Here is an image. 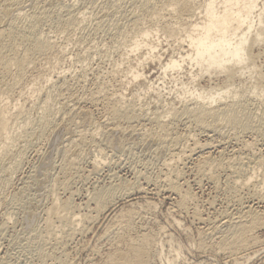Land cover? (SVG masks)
Wrapping results in <instances>:
<instances>
[{"label":"bare ground","instance_id":"6f19581e","mask_svg":"<svg viewBox=\"0 0 264 264\" xmlns=\"http://www.w3.org/2000/svg\"><path fill=\"white\" fill-rule=\"evenodd\" d=\"M98 1H101L100 6L97 5ZM95 7L102 8V14L97 18L98 22L96 21L97 24H95L98 25L96 27H101V29L102 27H106L107 32L111 31L110 35L113 37L111 40L128 43L126 49H123L124 52L121 53L124 57L121 60L130 63L131 57H134V64L130 63L129 65L127 63V68L124 67V70L118 68L123 74V80H119L120 82L125 80L127 84L132 85L135 83L139 88L141 86L142 88L145 87L143 89L148 91L152 90L153 93L155 89L151 86V81L146 83L147 78L144 77L143 73V68L147 64H160L161 75L163 77L169 72L178 74L180 71L184 70V68H190L188 72L189 77H186L187 79L185 82L182 81V83H179V85H181V102L183 106L178 110L169 108L163 113L168 116L169 120L164 116L158 115L156 113L157 110L154 108L153 109L156 111L153 112L154 110H152L153 113L151 114L146 112L147 109L145 110L143 108V110L141 108L143 106L139 103L138 87L135 88L137 89L135 90L137 92L135 93L136 95L130 99L126 98L121 91H117V93L113 92V94L110 93L111 95H100L101 93L98 94V92H95L97 89H94L90 93L91 95H89V97L87 96V101L92 104L99 102L102 106L101 109H103L104 116L106 115L105 117H108V122L110 123L106 125L107 127H102L101 124L100 126L98 125L99 127H92L93 130L84 129L76 134L80 128L79 127L77 130L76 121H80L83 126L84 123L91 124L92 115L90 116L86 111L80 110L75 104L69 106L67 102H62L60 107L58 106V109L55 110V107L53 109V106H51L52 104L49 103L50 95L48 94H50V92L45 95L42 93L41 88H37L40 85L38 86L36 82H41L39 78L45 75L44 73L43 75H38V77L34 79L35 84H30V87H32L30 88L29 95L31 96L28 97L27 100L37 99V103L39 102L38 104L36 103L38 113L33 114L35 115L34 118L30 117L33 116L30 114H27V116L32 119L26 116L28 111L26 109L25 111L23 110L24 106L22 108V105L20 106L14 103V105H10V100L13 99L12 95L15 93V90L18 89V91H21L20 94L17 93L21 98V94L27 91L25 88L27 87V89H29V87L23 83L26 87H24L22 91L21 83L27 69L30 66L32 68L36 60L44 57L46 58L53 54L60 55L66 50V48L62 49L66 44L60 48L56 43L57 40L54 41L50 39L49 35V38L44 35L43 30L45 27H51V29L53 28L52 30L61 28L64 35L67 33L69 34V31L72 32V30V33H74V30L82 27L81 25H83L84 28V24L89 20V13L86 12L93 11ZM89 15H92V13ZM159 33L162 34L164 39H173L177 44V47H175L176 50L173 48L177 51L176 56H170L167 60H163V62L161 55L155 53L158 48ZM153 38L157 39V44L152 43L151 39ZM72 39L74 38L72 37ZM173 41L171 40V42L175 44ZM143 48H147V53L142 54L140 52ZM262 55H264V0H0V186L7 187V185H10V178L22 168L21 164L26 152L29 150L31 151L38 143L47 142L52 134L60 128L59 121L61 122L64 118H67L64 119L67 120L65 121L67 124H64L69 134V137H66V144L58 149L60 153L59 163L44 169L42 167L40 169L39 166L38 169L41 171L36 172H42L40 176L44 178L43 193L46 192L44 196H46V198L50 196L51 198V195L54 193L56 195L54 194V197L52 196V200H50V208L48 207V210L45 209L47 211H44L42 215L39 214L41 212L38 213L40 221L30 230L31 237L29 236L28 238L30 243L25 247L28 255L38 258L39 262L41 261V263L43 262L44 264L47 263L45 261L48 260L53 261V263L56 260H66V258H68V256H66V247L71 245L76 234H86L89 229H86L87 226L85 227L84 225L87 223H94L99 215L109 209H113L118 201H122L124 203V205H122L123 207H121L111 219L113 224L115 223V226H113L116 228L115 231L111 232L113 228H111V230L107 228L108 231L110 230L109 234L114 233V236H116L112 237L115 238L114 247H112L113 250L111 252L106 251L109 253H106L102 264H155L157 256H159L158 260L160 264L162 260V244L157 243L154 234L152 235L145 231H139L134 223L136 222L135 217L137 218V215H140L139 212L152 211L150 203L145 202L143 206L141 205L142 208H140L138 204L135 203V200L132 202L131 198L134 192L142 195L144 190L147 191V189L139 188L135 180H131V182L115 179V176L110 174L111 176H109V179L112 181L111 183L108 182L109 184L100 187L95 186L93 189L91 186L92 191L90 198L87 199V202H82L85 204L84 207L89 210V212L85 214L80 213L81 204L77 207L73 203V199L71 200L72 197L70 198L69 196L67 198L66 196L67 199L64 198V201L60 200L62 197H58L59 191L67 193L73 183L75 184V182L80 181V177L76 176V171L81 164V159L83 158L81 155L84 153L83 151L85 149L87 150L96 146L98 149H109V151L116 156H121L123 153L125 154L124 148L126 147H124L123 141L121 140L122 138L119 137V135L123 136V138L126 135L132 136L133 133L136 132L134 131L135 128H133L135 123H139L142 128H147L145 136L142 135L145 139L141 136L139 138H143L145 143L148 141L155 145L158 155L165 154V157H168L166 162L163 161L164 166H162L164 167L163 169H165L164 172H166L165 175L163 174L164 178L161 179V177H157V180H152L151 178L150 180L147 178L146 180V182H148L147 184H150L149 182L154 184V191L159 193L165 192L177 197L178 202L176 204V209L179 213L187 214V211L192 209H190V207H193L191 203L193 199L189 191L184 188V184H181L182 182L180 183L181 173L179 169L182 170V168H179L180 162L195 157L196 160L194 163L196 162V164L194 166L197 181H208L215 186V188H218L217 186L220 185L221 173H228L226 174L228 178L226 179L225 177L228 181L224 184V193L227 194V197L231 198L230 201L234 203L236 209L229 212L224 208L225 212L222 213L221 220L219 219L220 221L217 223H215L216 221L212 223L209 229L207 228V231L203 232L201 235L214 237V239L216 236H219L212 246L215 250L222 252V254L225 253V256L228 255L230 258H234L238 251H244V249H248L250 245L252 246L258 243L259 239L256 237L255 232L257 229L264 227V213L263 211H257L250 205V207L247 206L243 202L245 199H242V195L240 194L244 190L247 192L246 195H248V197L250 196L264 203V180H261L263 178H257L258 176L256 173L257 170L259 171V168L264 167V161L262 162L263 157L259 158V155L256 156L252 154L253 151H251V148L254 150V145L252 147L254 141H251V143L247 142L249 137H254L256 138L255 140H259L262 144L264 143V74L261 73V67H258L259 64H257V62H259L258 59ZM37 62L38 64L36 65H39V61ZM123 62L121 63L124 65ZM115 69L116 71L113 72V76L115 73L119 74L117 68ZM81 72L83 71L81 70ZM161 75L159 76L161 77ZM50 76L46 77L45 80L47 83L52 81L53 84L50 83L51 89L57 86L54 89H59L58 92L65 90L63 88L67 85L66 80L69 81L68 78L66 79L65 75L56 76L55 82L51 80L53 78H50ZM29 79L31 78L29 77ZM75 80L76 83H80L81 81ZM201 80H207L209 85L205 87L200 85ZM125 84H123V86ZM176 84L178 85V81ZM75 86L77 85L75 84ZM133 87L134 86H132V88ZM67 90L64 91V95ZM159 93H156L157 96L162 94L159 95ZM99 95L101 97H99ZM132 95L133 94H131V96ZM59 102L61 101L59 100ZM181 102L179 101V103ZM158 103H160V101ZM34 104L35 103H33L32 106L35 108ZM94 108L96 109V107ZM31 111H33V108ZM87 112H89V110ZM163 117L167 121H164ZM95 124L93 126H95ZM179 124H183L187 128V131L190 129L192 135H190V131L188 132L189 135L185 136L176 134L177 132H175V129ZM121 125H125L126 128H122ZM127 128L129 129L128 131L126 130ZM224 130H226V135L224 134ZM203 133L212 134L215 137L220 136V140L223 137L222 139H233L237 142L241 141L242 144H244L242 148H244L245 153L242 155L240 153L238 156L233 154V158L227 159L228 161L225 159L227 162H225L222 157L225 163L221 159H213L210 157L211 153H208L210 142L203 145L200 144L201 142L198 140V136ZM97 136L100 137V139L96 141ZM133 140L135 141L137 139L135 138ZM133 142L132 144L134 145L135 143ZM213 142H211V144ZM136 144L138 145V143ZM255 144H257L256 141ZM148 148H150V146H148ZM152 152L156 153V150ZM219 155H221V153ZM162 157H164V155H162ZM101 159L103 161L104 158ZM100 160L99 162L94 161L93 166H91L92 169L95 170H93L94 174L96 173L97 175L98 173L96 170H98V167H102L99 166L101 164L100 162H102ZM35 170H37V168ZM100 172H102V170ZM29 174L26 178L28 184H26H35L37 180L35 178L36 175L32 172H29ZM255 174L257 177H255ZM255 178L259 181L257 182ZM86 180L85 178V181ZM143 188L145 187L143 186ZM227 197L226 200L229 199ZM211 199L213 198L211 197ZM11 201V206L15 209L16 213L25 212L27 206L30 205L29 203L23 206L16 196H14ZM1 204L3 205V203ZM38 208H40V206ZM81 209L83 208L81 207ZM195 210H192L191 214L194 215L195 218H198V216L200 217V215H198L199 211L197 212ZM11 211L13 210L11 209ZM9 218H3L0 222V237L4 235V231L9 227ZM193 219L194 218H192V220ZM143 227L144 226H142V228ZM201 235L199 237V243L203 245L205 240ZM0 239L2 240V238ZM70 260L71 259H67L64 262L58 261V263H65L67 261L69 263ZM95 263L96 262H94V264Z\"/></svg>","mask_w":264,"mask_h":264},{"label":"rangeland","instance_id":"374dc122","mask_svg":"<svg viewBox=\"0 0 264 264\" xmlns=\"http://www.w3.org/2000/svg\"><path fill=\"white\" fill-rule=\"evenodd\" d=\"M98 2H99V4H98ZM98 2H97V5L100 6L101 1H98ZM94 10H93L94 12L93 11L86 12L88 10L85 11L86 13H89V14L92 13V15L88 14L89 20L86 22V24H84L85 30L83 28V25H81L82 27L74 30V33H72L73 32V30H72V32L69 31L71 34L70 33L68 34L67 32H65L67 34L64 35V33L62 32L63 30L61 28H58L57 29L58 31H57L55 29L52 30L53 28L51 29V27L50 28L45 27V29L43 30L44 35L46 37H48V35H49L50 39H52L54 41L57 40L56 43L60 48L66 44L65 47L63 46L64 48L62 47V49L66 48V50H64L65 52L63 51L60 55H57V54L54 55L53 54V55H50L46 58L45 57L40 58L41 60L40 59L36 60L35 64L32 65V68L30 66L27 69V71L25 73L26 75L24 74L23 81L21 83V90L26 86L29 87V89H27V87L25 88L27 90L26 93L28 95L25 92H23V94L24 93L25 94L24 95L21 94L22 96L20 98V96L18 94H20L21 91H18V89L15 90L14 91L15 93H13V95H12L13 99L10 100V102H11L10 105H12L14 103V104H18L20 106L22 105V108L24 106L23 110L25 111V109H26L28 111L27 113L23 111L24 113H26V116H27V114L33 115L35 113H38V110L36 109L37 104L39 103V102L37 103L38 100L37 99L36 100L35 99L27 100V98L31 96V95H29L30 88L32 87V86L30 87V84L31 85H32V83L35 84L34 79H36L38 77V75H43V73H44L45 75H43V76H45V77L40 76V78H39V79H41V82L40 81H39L40 83L36 82V84L38 86L40 85L42 87H40V86L37 87V85H36V87L41 88L42 93L45 95H46V93L50 92V94H48V95H50L49 103L52 104L51 106H53L52 107L53 109L55 107V110H56L60 107V104L62 102L63 103L67 102V104L69 106H73L75 104L77 106V108H79L80 110H83L84 112L86 111V113L90 114V116L92 115L91 118H92L93 123L91 122V124L84 123V126H83V125H81L82 123L80 121H76L77 124H79V125H77L75 123L77 130L80 127L79 130L76 132V134L79 133V131L80 132L83 131L84 129L93 130L92 127L93 128L99 127L101 124H102V127H104V126L107 127L106 125L108 123H110V122H108V117H105L106 115L104 116L103 109H101L102 106L100 105L99 102H95V104H92V103H89L87 101L89 95H91L90 93L94 89H97V91H95V92H98V94L101 93L100 95H102V94L103 95H106V94L111 95V94H113V92L117 93V91L118 92L121 91V93H124V96H126V98H128V99L135 96L136 95L135 93H137L135 90L138 89V92L140 93V95L138 93V96L140 98L139 103L141 106H143L141 108L142 109L144 108L145 110L147 109L146 112H148V114L149 113L151 114L157 110L159 112L158 113L156 111V113L158 115L164 116L167 120H169L168 116L166 114H163V113H165L166 110H168L169 108H173V109L175 108V110L176 109L178 110L181 108V106H183L182 102H181L182 101V96H181L182 92L180 91L181 85H179V83H182V81L185 82V80L189 77L188 72L190 71V68L186 67V68H184V70L180 71L178 74L177 73L174 74V73L169 72L165 77H163L161 75L162 72H161V69L159 66L160 64H155V63L147 64L143 68V73H144V77L147 78L146 83L151 81L150 84L152 83L151 86L153 87V89H155V91L153 93H152V90L148 91L146 89H143L145 87L142 88V86H141L139 88L138 86L135 85V83L132 85L127 84L125 82V80L123 82L122 81L120 82L119 80H123L122 79L123 74L120 71L122 69L124 70L125 68H127L128 64L129 65H130V63L134 64L135 63V60H133L134 57H131L130 63L125 62V61L123 62V60H121L122 58H124L121 53L124 52L123 49H126V46L128 45V43L126 44V42L123 43V41H120V42L117 41L116 42L114 40H111V39H113V37L110 35L111 31L107 32L106 27H104V28L102 27V29H101V27L97 28L96 26H98V25H95V24H97L96 23L97 18L102 14V8L101 7H97V8L95 7ZM93 15H94V17H93ZM93 22H95V23H93ZM92 26L93 27L95 26V27L93 28ZM59 30H61V31H59ZM105 30H106V33H105ZM159 35H160V38H159L158 48H157V51L155 53H158L159 55H161L162 62H163V60H167L170 56H176L177 51H175L176 50L175 47H177V44L173 41V39H164L161 33H159ZM72 37L74 39H72ZM65 38H66V40H65ZM67 38H68V41H67ZM156 40H157L156 38L151 39L152 43H154V44H157ZM171 40L176 45L173 44L171 42ZM174 51H175V53H174ZM140 52L142 54L147 53V48H143ZM170 52H172V53H170ZM172 54H174V55H172ZM263 56L264 55H262L258 59V61L260 63L257 62V64H259L258 67H261L260 70H261L262 74H264V57ZM37 61H39V65H36V64H38ZM121 62H123L124 65H126V66H124ZM39 68H41V69H39ZM115 68H117V70H118V68H120L121 70H118L119 74L115 73L113 76V72L116 71ZM35 69H37V70H35ZM42 69H43V71H42ZM81 70L83 72H81ZM62 74L65 75L66 79L68 78V80H69V81L66 80L67 85L65 88H63L65 90H67V88L69 87L68 88L69 91L67 90L68 92L66 91L65 95H64L65 90H63L62 92H58L59 89L58 90L54 89L57 86H55L54 88L51 89L50 83H52V81H49V83H47L45 80L46 77H49L51 75L50 78H53L51 80H53V82H55L56 78H57L56 76H58V75L63 76ZM67 74H69V75H67ZM159 75H161V77ZM29 77L31 79H29ZM78 77L79 78L81 77V78L79 79ZM159 78H161L162 80ZM75 79H77L78 81L81 80L80 83H78V82L76 83ZM43 80H45V81H43ZM173 80H175L176 82ZM30 81H31V83H30ZM177 81H178V85L176 84ZM75 84L77 86H75ZM91 84H94V85H91ZM123 84H125L126 86L125 85L123 86ZM263 84H264V78H263ZM101 85H102V87H101ZM200 85L205 87V86H208L209 83L207 82V80H203V81L201 80ZM132 86H134V87L132 88ZM46 87H47V89H46ZM117 87H119V88H117ZM120 87H121V89H120ZM90 88H91V91H90ZM135 88H137V89H135ZM170 88H172V89H170ZM139 89H140V91H139ZM43 90L45 93L43 92ZM98 90H100L101 92ZM133 90H134V92H133ZM130 91H132V92H130ZM146 91H148V92H146ZM156 93L157 94L159 93V95L162 93L161 94L162 96L161 95H160L161 97L157 96ZM131 94H133V95L131 96ZM83 95H85V96H83ZM100 95H99V97H101ZM153 95H154V97H153ZM247 95H249V94H247ZM76 99H77V101H76ZM84 99H85V101H84ZM157 99H158V101H157ZM177 99H179V100H177ZM59 100L61 102H59ZM80 100H81V102H80ZM159 101L161 104L158 103ZM169 101H170V103H169ZM179 101L181 103H179ZM33 103H35L34 104L35 108L32 106ZM31 107L33 108V111H31V109H32ZM94 107H96V109ZM153 108L156 110H154ZM88 110H89V112H87ZM152 110H154V111L152 112ZM27 117H29V116H27ZM30 117L34 118L35 115L30 116ZM32 118H30V119H32ZM165 118H164V121H167V120H165ZM64 119H67V118H64ZM64 119L62 120L63 122L59 121L60 128L57 129L52 134L51 138L49 140H47V142L38 143L35 146L36 149L34 147L33 149H31V151L30 150L27 151L28 153L26 152V154H25L26 157L24 156L23 160H22L23 161L21 164L22 168H20V170L18 172L13 174V177H11L12 179L10 178V181H11L9 183L10 185H7V187L5 186L6 188L4 186H0V188H1L0 189V200H1V202H0V218L2 217L0 219V222L2 221L3 218H6V217H8V218L10 217L9 219L11 221V222L9 221V227H8V229H6L4 231V235H2V237H0V238H2V240L0 239V258L3 259V260L0 259V261H1L0 264H33V263L34 264H44L43 262L41 263V261L39 262L38 258L31 256V255H28V252H26L25 247L28 246L30 243V240L28 239L30 236V230L32 229V227L37 225L40 221L38 213L41 212L39 214L42 215L44 213V211H47L50 208V205H51L50 200H52L51 198H52V196L54 197V194H55L54 193L53 195H51V198H50V196L48 198H46V196H44L46 193V192L43 193V186H44L43 180H44V178H43V176L42 177L40 176V174L42 172H40V173L39 172L36 173V172L41 171L38 169L39 166H40V169H41V167L44 169V168H50L54 164L57 165V163H59L58 161H60L59 160L60 159V153L58 152V149L61 146L63 147L66 144L65 143L67 140L66 137H69L68 136L69 134L66 131L67 129H65V124H64V123H66L65 121H67V120H64ZM105 122H107V123H105ZM94 124H95V126H93ZM136 124L137 123H135L133 125V128H135L134 131H136V132H134L132 136L126 135L123 138V136L119 135V137L122 138L121 140L123 141L124 147H126V148H124V150H125L124 152H126V153L125 154L123 153L121 156L120 155L119 156L113 155L112 152L109 151V149H106V150L105 149H98L96 146L91 147L87 150L85 149L86 151L84 150L83 151L84 153H82V155H81L83 157V158L81 157L82 158L81 164L78 167L79 170H81V171H79L78 168L76 171V176L80 177V181L75 182L76 185L74 183L72 184V186L69 190L70 193L72 192L71 193L72 195L69 193V191L67 193L66 192L63 193L62 191H59V193H58L59 195L58 194L57 195H58V197H62L60 200L64 201L63 200L64 198L67 199L70 196V198L72 197L71 200L73 199L72 201L77 207H79V205L81 204L80 206L84 209L85 208L84 203L87 202V199L90 198L91 191L93 188H95V186L100 187V186H104V185H107V184L112 182L109 179V176L113 175V176H115V179H120V180L122 179L124 181H126V180L127 181H131V180L134 181L135 180L139 184V185L137 184V186L139 188L141 187L142 189H147V191L144 190V193L142 195L137 193V192H134V195L131 198L132 202H134V200H135V203L138 204V206L140 208H142V206L144 205L145 202L150 203L152 206V211L151 212L150 211L139 212L140 215L141 214H143V215H141V216L137 215V218L135 217L136 222H134V223H135V226L138 227V228L137 227L136 228L139 231H142V232L145 231V232L151 233L152 235L154 234L157 243L162 244V250L160 249L161 254H162V260H161L160 264H264V227L257 229L256 230L257 234L255 232L256 237L259 239L258 243L254 244L252 246L250 245L251 247L249 246L248 249L246 248V249H244V251L241 250L242 252L238 251V253L235 254L234 258L233 257L230 258L228 255H226L227 256L226 257L225 253L222 254V252L219 251L221 253L220 254L218 252V250H215V248L212 246L215 243V241L219 238V236L218 237L216 236L214 239V237H207V236L201 235L203 232L207 231V228L209 229V227L212 223H214L215 221H216L215 223H217L218 221L221 220L222 213L225 212L224 208L226 211H229V212H232L236 209L234 203L232 201H230L231 198L227 197V194L224 193L225 192L224 184L226 181H228V180H226L228 178L226 174H228V173H225V172L221 173V175H220L221 182L219 183L220 185L217 186L218 188H215V186H213L208 181H205V180H202L200 182L197 181V175H196L195 166H194L196 164V162L194 163V161L196 160L195 157H191L190 159H186V161L183 160L182 162H180L181 164H179L180 165L179 168H182V170L179 169V171L181 173L180 176L182 177V178L180 177V183L182 182L181 184H184L183 185L184 188L187 189L189 191V193L191 194V197L193 199L192 200L193 202H191V203H192L193 207H190V209L191 208L192 209L191 210L189 209L190 211H187V214L186 213L185 214L179 213L178 210L176 209V204L178 202L177 197L169 195L168 193H165V192L159 193L157 191H154L155 190V188H153L154 184L152 182H149L150 184H147L148 182H146L147 178H149V179L151 178L152 180H155L157 177H159V178L161 177V179L164 178V175L166 172H164L165 169H163L164 167H162V166H164L163 164H164V162H166L168 157H165V154H162V155H164V157H162L161 154L158 155L157 154V147H155V145L151 144L148 141L145 143V140H144L145 137L144 136L146 134L147 128H145V127L142 128V126L139 125V123L137 125ZM90 125H91V127H90ZM88 126L90 127V129ZM121 127L126 128L125 125H121ZM126 130L128 131L129 129L127 128ZM224 131H225L224 132V134H225L226 130H224ZM143 132H144V134H143ZM175 132H177L176 134H178V135L181 134L182 136L189 135V133H191L190 135H192V131L190 129H188V131H187V128L183 124H179L177 126V128L175 129ZM142 135H144V136H142ZM208 135H209L208 133H203V134L198 136V140H199V142H201L200 144H203V145L208 144V142H210V144H211V142L214 141L213 142L214 144L212 143L211 145L209 144V146H208V148L210 147L208 149V151H209L208 153H211L210 157H212L213 159L216 158V159L223 160V158H224V160L225 159L227 160L234 155L238 156V155H240V153H241V155L245 153L244 148H242L244 146V144H242L241 141H240L241 142L240 143V142L234 141L233 139H222L223 137L220 140V136L215 137L212 134H210L209 135L210 137H209ZM140 136L143 137L144 139L141 138L142 139L141 140L139 138ZM97 137H96V141L100 139V137H98V138ZM117 137H118V135H117ZM199 137H201V138H199ZM131 138H133V139L136 138L137 140L134 141ZM250 139H252V140H250ZM255 139L256 138H254V137L253 138L249 137V140H247V142L251 143V141H254V144H252V147L254 145V150H253V148H251V151H253L252 154H254L256 156L259 155L258 156L259 158L263 157L262 158L263 159L262 162H263L264 161V143L262 144L261 142H259V140H255ZM131 140L134 141V142L132 141L133 143H135L134 145L132 144V142H130ZM139 140H141V141H139ZM206 140H207V142H206ZM228 140H229V142H228ZM63 141H64V143H63ZM136 141H138V142H136ZM226 141H227V143H226ZM255 141L257 142V144H255ZM218 142H220L221 144ZM136 143H138V145ZM216 143L218 146L216 145ZM148 146H150V148H148ZM151 146H152V148L154 147L156 149L153 148L154 149L153 150L151 148ZM96 149H98L99 152ZM233 149H234V151H233ZM155 150H156V153L152 152ZM216 151L219 153H217ZM220 153H221V155H219ZM110 156L113 160L110 158ZM101 158H104L103 161ZM99 160L104 162V163L106 161V163L104 164V163L100 162L102 165L100 164L99 166L100 167L102 166V167L101 168L98 167L99 172H98V170H96L98 173V175H97L96 173L94 174L95 170L92 169L91 166H93L94 161L99 162ZM224 160H223V162H224ZM226 160H225V162L228 161V160L227 161ZM118 162H120V163H118ZM182 163L184 164V166ZM120 166H122V167H120ZM35 167L37 168V170H35L36 169ZM183 167H185V168H183ZM121 168H123V169H121ZM262 168H264V167H262ZM262 168H259V171L258 170L256 171L258 177L256 176V174H255V177L260 178V179L263 178L261 180H264V169H262ZM33 169L35 170V172ZM89 170H90V172H89ZM101 170H102V172H100ZM110 170H112L113 172ZM29 172L34 173L36 176L38 175L36 177L34 174H32L37 179L35 184L27 185L28 181L26 178L31 174V173L29 174ZM259 172H261V173H259ZM89 173H90V175H89ZM137 173H138L139 177L137 176ZM135 174H136V177H135ZM259 174L261 175V177ZM154 176H155V178H154ZM225 177H226V179H225ZM85 178L87 179L86 181H85ZM185 179H186V181H185ZM192 179H194V180H192ZM255 180H257V179L255 178ZM94 181H95V183H94ZM196 181L200 184H198ZM258 181L259 180H257V182ZM142 185L145 188H143ZM197 185H199V186H197ZM91 186H92V189H91ZM196 187H197V189H196ZM197 190H199V191H197ZM217 190H219V191H217ZM151 192H152V194H151ZM242 193L244 194V196ZM246 193L247 192L243 190L240 194V195H242V199H245V200H243V202L247 206L250 205L252 208L256 209L257 211L258 210L263 211V213H264L263 201H258L257 199H254L250 196L248 197V195H246ZM192 194H194V195H192ZM14 196H16L20 200V204H22L23 206H26L27 204L30 203V205L27 206V209L25 210V212H23V213L17 212L16 213L15 209L12 208L10 202H12L11 200ZM66 196H67V198H66ZM211 197L213 199H211ZM226 197L229 199L226 200ZM7 201H9V202H7ZM45 201H47V202H45ZM211 201L214 203H212ZM82 202H84V203H82ZM1 203H3V205ZM7 204H9L10 206ZM170 204H172V205H170ZM122 205H124V203L122 201H118L115 204L116 207L114 206L113 209H109L106 212H104L103 214L99 215L98 218L96 219V221L94 222L95 224L92 222V223H87L84 225L85 227L87 226L86 229L89 228L88 229L89 231L87 230L86 234L85 233L82 235L76 234V236L74 237L75 239L71 242V245L66 247V251H67L66 256H68V258H66V260L71 259L72 261L70 260V262H69L70 264H94V262H96L95 264H102L103 263L104 258L106 256V253L108 254L109 252H111L113 250L112 247H114L115 238H112V237L115 234L114 233L109 234V233H110L111 228L114 229V230L112 229L111 232L115 231L116 228L113 227V226H115V223L113 224L111 219H112V216H114V214L121 207H123ZM39 206H40V208H38ZM81 207H80V211H81L80 213L81 214L82 213L85 214V213L89 212L88 209L85 208L83 210V209H81ZM11 209L14 212L11 211ZM45 209H47V210H45ZM192 210H195L197 212L199 211L198 215H200V217L198 216V218L197 217L195 218L194 215L191 214ZM12 212H13V215H12ZM9 213H10V215H9ZM192 218H194V219L192 220ZM200 218L202 220L203 219L206 220L207 222L204 220L202 221ZM214 218H215V220H214ZM200 221H202V222H200ZM91 224H92V226H91ZM142 226H144V227L142 228ZM107 228L110 230L108 231ZM143 229H145V230H143ZM147 230H149L150 232ZM102 232H103V234H102ZM106 234H108V235H106ZM200 235L203 236L204 240H205L203 245H201L199 243ZM114 237H116V236H114ZM110 239H112V240H110ZM108 241H109V243H108ZM74 246L77 248H75ZM82 248H84V249H82ZM79 251H80V253H79ZM106 251H109V252H106ZM69 253L71 254V256ZM94 254H96V255H94ZM158 257L159 256H157V258L155 260V264H159ZM66 260L64 259V260H58V261L64 262ZM58 261L56 260L53 263V261L48 260L45 262H47L49 264H52V263L53 264H55V263L56 264H65V263L69 264L68 261L65 263H58ZM100 261H102V262H100ZM47 263H45V264H47Z\"/></svg>","mask_w":264,"mask_h":264}]
</instances>
